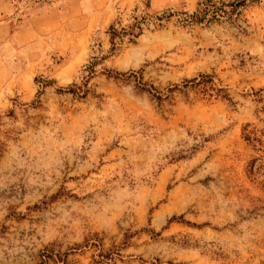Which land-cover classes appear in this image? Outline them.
Segmentation results:
<instances>
[{
	"label": "rangeland",
	"instance_id": "rangeland-1",
	"mask_svg": "<svg viewBox=\"0 0 264 264\" xmlns=\"http://www.w3.org/2000/svg\"><path fill=\"white\" fill-rule=\"evenodd\" d=\"M199 1L0 0V264H264V0L111 39Z\"/></svg>",
	"mask_w": 264,
	"mask_h": 264
},
{
	"label": "trees",
	"instance_id": "trees-1",
	"mask_svg": "<svg viewBox=\"0 0 264 264\" xmlns=\"http://www.w3.org/2000/svg\"><path fill=\"white\" fill-rule=\"evenodd\" d=\"M258 1L259 0H200L197 8L190 14L185 11L172 12L169 9H165L161 14H154L150 10H146L144 16L135 18L134 24L130 26L127 31L120 30L121 32H116L113 27H110L111 39H114L116 34H119L122 39L131 41V38H136L141 34V26L145 21L162 20L171 16L176 17L177 23L181 27H191L192 25L208 27L215 23L219 25L229 24L238 26L242 11ZM146 9H148L147 6ZM85 69L89 73H92L93 65L85 66ZM111 75L110 72L107 74L108 77H111ZM114 75L119 74L115 73ZM58 91L59 93L68 92L78 95L77 91L73 88L59 89Z\"/></svg>",
	"mask_w": 264,
	"mask_h": 264
}]
</instances>
